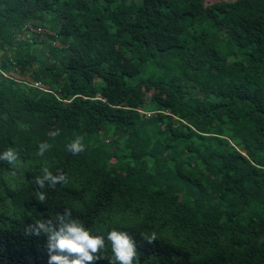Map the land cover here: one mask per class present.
Here are the masks:
<instances>
[{
	"label": "trees",
	"instance_id": "16d2710c",
	"mask_svg": "<svg viewBox=\"0 0 264 264\" xmlns=\"http://www.w3.org/2000/svg\"><path fill=\"white\" fill-rule=\"evenodd\" d=\"M9 146L0 264H48L26 228L65 208L105 237L92 264L113 228L139 264H264V0H0ZM45 167L68 183L41 203Z\"/></svg>",
	"mask_w": 264,
	"mask_h": 264
},
{
	"label": "clouds",
	"instance_id": "9594fccd",
	"mask_svg": "<svg viewBox=\"0 0 264 264\" xmlns=\"http://www.w3.org/2000/svg\"><path fill=\"white\" fill-rule=\"evenodd\" d=\"M52 135L58 136L60 131L56 130ZM50 148L51 145L46 141L39 143L37 155L43 157ZM66 148L72 155L80 154L85 150L83 137L76 136ZM19 158V149L12 146L0 153V161L9 165H15ZM66 183L68 177L62 170L57 169L53 173L45 167L43 174L34 180L36 199L44 203L47 199L46 192L43 191L45 188L55 189L58 184ZM26 232L36 236L41 233L46 235L48 264H92L93 261L104 258L101 253L106 250L105 237L94 234L80 219L73 218L69 208H65L63 214L58 213L54 219L36 221L26 228ZM106 239L111 245L110 264H139L135 241L128 232L113 228L108 231ZM144 239L151 244L157 240V235L153 232Z\"/></svg>",
	"mask_w": 264,
	"mask_h": 264
},
{
	"label": "rangeland",
	"instance_id": "374dc122",
	"mask_svg": "<svg viewBox=\"0 0 264 264\" xmlns=\"http://www.w3.org/2000/svg\"><path fill=\"white\" fill-rule=\"evenodd\" d=\"M203 1H204L205 4L209 5V4H212V3L216 2V1H220V0H203ZM33 85H34V83H33Z\"/></svg>",
	"mask_w": 264,
	"mask_h": 264
},
{
	"label": "built area",
	"instance_id": "2783aa9c",
	"mask_svg": "<svg viewBox=\"0 0 264 264\" xmlns=\"http://www.w3.org/2000/svg\"><path fill=\"white\" fill-rule=\"evenodd\" d=\"M34 85L38 86V87L41 86L40 83H38V82H35Z\"/></svg>",
	"mask_w": 264,
	"mask_h": 264
}]
</instances>
